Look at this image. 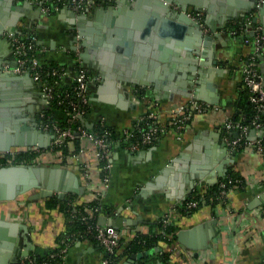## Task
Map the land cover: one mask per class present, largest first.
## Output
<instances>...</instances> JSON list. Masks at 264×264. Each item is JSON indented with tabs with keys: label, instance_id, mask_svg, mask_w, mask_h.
<instances>
[{
	"label": "crops",
	"instance_id": "1",
	"mask_svg": "<svg viewBox=\"0 0 264 264\" xmlns=\"http://www.w3.org/2000/svg\"><path fill=\"white\" fill-rule=\"evenodd\" d=\"M117 1L109 4L116 12ZM202 2L207 7H213L215 13L229 8V13L239 15V18L230 19L224 28H219L222 26L219 17L212 19L215 27L219 28L217 32L220 36L213 42L216 66L211 67L212 73L207 72L201 78L198 69L202 67L197 65L195 74L189 76L190 81L193 79V85L189 83L186 73V69L188 70L193 62L178 61L183 58L182 46L180 47L182 42L180 43L178 38L163 35L158 33V30L152 33L157 42H154V39L151 42L140 37L136 39L135 34L141 32L133 29L132 25H145L151 17V12L143 11V17L146 19L138 22L140 13L131 8H126V11L120 9L118 15L123 18V23L127 24L126 28H120L130 33L123 44V50L127 49L129 56L118 51L120 44L115 34L109 37L107 32L99 31L100 33L96 34V27L84 26L89 31L91 30L88 28L95 31L89 32L91 37L86 47L90 52L89 57L81 61V65L92 78L88 87L90 105L84 121L86 126L88 124L92 128L99 120H103L107 127L115 130L129 128L151 109L157 111L158 126L168 125L170 108L188 99H194L195 89H201L211 103L201 100L209 106L206 112L194 116L180 133L166 128L155 144L147 149L131 151L127 145L117 143L110 151L107 188L101 186L102 173L97 161V151L89 140L80 143L81 151L77 154L73 153L74 145L69 147L68 151L72 154L68 156L64 167L76 174L80 185L91 186L92 193L100 192V200L97 202L102 213L100 215V211L93 214L97 222L101 216L123 217L131 221L129 225L123 224L118 228L122 233V244L131 240L137 233H148L151 224L165 218L170 219V223L178 227L177 230L214 222L212 226H215L216 233L210 241V247L190 250L175 238L169 245L159 246L157 251L162 250L168 254L169 264H264V217L258 213L261 205L254 206L256 201L264 196V156L246 147L235 152L223 137V127L227 120L233 119L235 115L242 120L241 111L237 107L242 91L241 68L250 52L245 40L251 38L250 33L245 36H233L228 31L233 26L243 24L248 16H259V11L253 9L251 14L244 13L247 9L245 4L250 3V0ZM262 2L263 0H258L257 8ZM102 6L104 4L96 6L95 9ZM170 8L172 11H178L175 4H171ZM188 8L189 12H197L191 7ZM198 12H202L205 22L209 16L207 9L203 8ZM13 13L10 11L7 19ZM15 14L18 16L15 26L12 27L17 33L15 36L26 35L27 31H30L28 29H33V33L38 37V45L45 51L42 60L64 65L67 75L61 78V86L71 85L74 62L70 53L75 43L73 36L77 33L70 14L66 11L53 15H43L35 11ZM86 15H93L92 10ZM104 15V12L97 15V23L106 21ZM261 16L264 20V15ZM111 18L113 17L109 16L108 20ZM169 19L176 21L174 18ZM91 22L96 20L92 19ZM256 24L261 25L259 21ZM113 28L119 26L114 24ZM206 29H201L204 36L210 32ZM10 37L11 34L6 31L0 36V65L4 68L6 65L9 67V64L14 66ZM82 49L80 46V52ZM201 49L203 48H199L200 52ZM259 57L258 72L264 86V53ZM212 58V55L206 57L207 60ZM186 60H190V57ZM144 82L149 85H144ZM133 89H137L138 93L135 94ZM8 90L15 94V102H19L12 108L8 105V111L23 102L25 107L20 108L21 114L29 116L30 112H41L43 103L36 86L26 85L22 81H0V95ZM139 90L143 93L140 94ZM9 99H13V96ZM262 136L263 128L258 131L251 130L246 139L253 141ZM237 137L238 131L227 133L230 140ZM222 145L226 152L221 148ZM75 156H78V163L85 167L86 177L74 161ZM219 166H223L225 174L228 171L236 173L242 179L243 188H235L232 193L227 194L224 203L216 205L213 209L205 205L192 214L180 215V204L192 191L197 188L203 191L208 186L196 180L193 189L188 188V180L185 177L191 173L190 169L207 168L206 176L210 177L212 173L216 175ZM164 170L167 172L161 173ZM157 177L162 178L161 181L147 189L148 183ZM86 191L87 189L81 196H76V203L86 204L94 201L91 196L93 194L88 195ZM32 194L33 192L24 194L11 202H0V219L21 226L15 230L16 241L11 258H20V253L26 250L29 251L28 256L41 257L46 251L58 246L57 239L65 231V216L57 210L46 208L43 199H30ZM121 251L119 250V253ZM104 255L102 248L95 241L75 240L67 250L64 264H101ZM2 257L0 254L1 259ZM137 259L136 256L133 260L130 257L128 260H121L120 264H136Z\"/></svg>",
	"mask_w": 264,
	"mask_h": 264
},
{
	"label": "water",
	"instance_id": "2",
	"mask_svg": "<svg viewBox=\"0 0 264 264\" xmlns=\"http://www.w3.org/2000/svg\"><path fill=\"white\" fill-rule=\"evenodd\" d=\"M258 0H250V3L245 4L247 8L244 13L251 14L253 9H258L259 16L253 17V23L256 24L258 21L264 28V20L262 16L264 15V0L260 7L257 8L256 3ZM117 12L114 11L112 5H104L99 9L92 8L93 15L79 14L75 15L69 13L73 23L76 26V33L80 39V46L83 48L79 53V59L85 61L89 57L90 52L86 48L90 42L89 37H91V31L96 34L102 32H107L108 37L115 34L117 40H119L118 51L129 56L130 53L127 49L123 50V44L125 40L129 37L130 33L126 29L120 27H127V24L123 23V18L118 14L120 9L131 8L135 12L140 13L138 15V22L145 20L143 17V11L151 12V17L149 18L145 25L142 23H134L132 25L133 29L139 30L141 33H137L136 39L147 40L151 42H157V38L153 37L152 33L155 31L163 35H171L178 38L180 41V47L182 49V57L178 59L181 63H190L189 71L186 69L187 78L189 83L193 85L190 81L191 77L195 74L197 70V65L202 67L198 69V75L203 78L207 72H213L211 67L216 66V61L214 60V39L220 38L218 34L219 28H224L225 23L230 19H237L239 15L230 14L229 8L219 10V13H215L213 7L205 6L202 0H118L117 1ZM171 4H175L178 7V11H172L170 8ZM188 7H191L194 11H201V9L206 8L208 17L205 19L204 25L210 30L209 34L204 36L202 34L201 27L199 23L191 19L188 15ZM12 11V16L7 19L8 13ZM37 12L34 10L33 5L28 2H23L21 4H16L14 0H0V36L6 31L14 37L17 33L12 30L15 26V21H17L18 16L16 13L24 12ZM126 11V10H125ZM104 12V17L106 21L102 24L97 23L99 20L98 14ZM21 16V15H19ZM112 16L111 20L108 17ZM219 17L221 27L217 28L212 23V19ZM169 18H174L176 21L172 22ZM96 20V22H91V20ZM108 22V23H107ZM160 22V23H159ZM159 23V24H158ZM114 24L119 26V28H113ZM85 25L91 27L92 25L97 28L95 31L92 28H88L91 31L85 29ZM100 31V32H99ZM90 32V33H89ZM250 35H252L250 33ZM140 37V38H138ZM202 47L201 52L199 48ZM210 48V49H209ZM136 51L134 52V54ZM193 54V58H192ZM212 55L213 58L207 60L206 57ZM190 57V60H186ZM120 59V57H118ZM199 58V59H198ZM206 61V62H204ZM206 67V69H205ZM13 66L9 64V70L0 65V81H22L26 85L36 84L30 78L28 74L22 76L14 73L12 71ZM185 77V75H184ZM142 83V82H141ZM198 83V82H197ZM144 85H149L144 82ZM36 88H38L36 86ZM13 96V99H9ZM15 94L12 91H7L5 94L0 95V153H7L12 148L24 147L27 149L37 148L46 149L49 148L51 142L55 138V134L52 131H44L40 128L39 121L37 119L38 113H29V116L21 114L20 108H13L9 111L7 106H16L19 102H15ZM16 97V96H15ZM193 98L196 100H202L205 102H210L209 98L204 95L202 90L195 89L193 92ZM43 103L40 111L47 110L48 107L45 106L44 100H40ZM10 103V104H9ZM87 128H91L87 124ZM254 131V130H252ZM224 152L226 148L224 145L221 147ZM172 164V163H171ZM175 164V161H174ZM171 166L168 168L170 169ZM201 168V167H200ZM199 170L197 168H191L188 177V188L193 189L196 180L204 182L208 186H213L218 179H221L225 175V169L223 166H219L215 173H212L210 177L206 176V169L203 167ZM167 170L161 173L165 174ZM162 178H155L153 181L149 182L147 189H150L161 181ZM33 192L30 199H46L52 196L57 198H64L67 194H73L76 196H81L84 192V187L79 184L78 177L76 174L69 170L68 168L62 167L57 164L52 165H42V164H4L0 166V202H11L16 200L19 196ZM261 200L256 201V205H262L264 203V196H261ZM100 226H110L113 228H120L123 224L129 225L130 220L123 217L108 218L101 216L98 218L97 222ZM213 223L198 225L190 229H179L175 233L176 240L184 247L190 250H202L210 247V241L216 233L215 226ZM16 223L8 222L6 220L0 219V254L3 256L0 258V264H10L15 263L17 258L13 256L11 258V251L14 249L15 243V230L19 229ZM29 255V251L26 250L20 253V257L24 258ZM131 259H135V256H131ZM123 264H131L129 262H124Z\"/></svg>",
	"mask_w": 264,
	"mask_h": 264
},
{
	"label": "built area",
	"instance_id": "3",
	"mask_svg": "<svg viewBox=\"0 0 264 264\" xmlns=\"http://www.w3.org/2000/svg\"><path fill=\"white\" fill-rule=\"evenodd\" d=\"M17 4H21L23 2H28L35 6L41 14L43 15H51V10L53 12H70L75 15L86 14L101 4L109 5L115 2L116 0H14ZM53 2H57V4L53 5ZM49 4H52L50 7ZM189 17L199 23L202 30H207L205 28L203 22V14L202 12H189ZM229 34L235 36L237 32L242 33H251L252 41V53L253 56H250L248 59V63L242 66L241 75H242V83L249 93V101L253 104L257 112L264 113V86L262 84V77L257 71L256 61L254 59L255 55H260L264 53V28L259 24L253 23V16H248L244 23L239 25L237 28H230ZM20 36H14L11 38V46L13 49V59L14 66L12 71L18 75L28 74L33 82L39 89L40 97L46 103L45 106L50 108V104L55 100L56 103L60 106H65V111L68 116V123L74 122L75 120H80L82 122L85 121V117L88 114V109L90 105L89 91L88 87L92 81V78L88 74V72L81 65V60L79 59L80 53V39L77 34L73 36L75 43L72 48L73 62L77 65L76 70L74 71V76L72 78L71 88L73 91L72 96L66 91L63 94L55 95V86L59 82L56 81L55 85H50L45 82L42 78L43 68L41 63L39 62L40 53L44 52V49L37 48L35 42L36 39L32 37L31 41L25 43L21 40ZM34 52V55L30 57H26L28 52ZM28 63V64H27ZM9 70V67L6 65L5 67ZM52 76H56L58 78H63L67 75L66 69H54L50 70L48 73ZM60 87V86H59ZM133 92L138 93L137 89H133ZM156 107V104H155ZM47 109V110H48ZM209 109V106L199 100L191 99L187 100L183 103L174 105L170 108V118L168 125L158 126L156 124L157 120V111L155 109H151L147 114L141 116L137 121L129 128H123L116 130V134L119 137V140L122 144L127 145V147L131 151H137L141 149H147L155 144V142L159 139L162 133L166 130V128H171L177 133H180L185 129L187 124L193 119L194 116L202 114ZM46 111V110H44ZM43 112V111H42ZM40 112L38 117L42 118L43 114ZM39 121L40 128L44 131H52L55 134V138L51 142L49 148L46 149H37L31 148L27 149L24 147L12 148L7 153H0V159L6 155H9V160L6 164H13L14 159L19 154H26V160L29 159L33 163L29 164H42V165H52L57 164L62 160L61 156L54 152L55 148H59L66 144L67 149L74 145L75 140H79L80 143L84 140H89L94 148L97 151V161L105 162L104 166L100 167V172L102 173V188H107L108 184V170L110 168L109 157L111 151V144H113L111 137L112 132L106 129V125L103 120H99L97 124H99L100 128H104L102 134H96L94 132H89L85 128L77 127L76 129L71 128H60L59 125L55 123L43 122ZM89 129V128H88ZM106 129V130H105ZM224 141L231 148V150L235 151L238 147L244 146L246 148L251 149L253 152L257 154H261L264 156V145H262L260 137L254 139L253 141L247 140V136L251 130L258 131L262 129L261 122L258 121V115H255L253 120L250 123V126L243 124L241 121H232L227 120L224 124ZM238 131L239 137L234 140H230L227 138V133ZM117 144V143H116ZM119 144V141H118ZM81 151V149H80ZM48 153L52 156V159L49 161H42L35 158V156H43ZM79 153V152H78ZM35 154V155H33ZM58 157V160L57 157ZM77 157V158H76ZM74 161L76 162L79 169H81V173L84 177H86L87 173L85 167L80 163H78V156H75ZM27 162V161H24ZM25 164V163H21ZM4 165L0 163V166ZM225 184L219 183L218 188L220 189V197L225 202L226 196L228 193H232L234 188H229L227 192H225ZM84 187V186H83ZM86 187V186H85ZM84 187V192L87 189V194L91 195L94 201L100 200V192L93 191L92 187ZM204 191V190H203ZM201 191V192H203ZM74 203V204H73ZM71 205L73 206L71 216L73 218L77 217L82 223L88 225L89 232L91 233V238L102 248L105 253L104 257L101 260V264H109V257L117 254V250L122 242V233L120 229H116L110 226H100L97 222L93 223L90 220L94 219L95 216L93 214L102 213L101 206H96L93 208H85L83 212H80L76 209V202L74 201ZM197 207V202L194 200L187 201L185 200L180 204V208L183 210H190ZM258 213L264 217V207L261 205L258 208ZM163 225L171 224L170 219L165 218L162 220ZM136 236V234L134 235ZM75 241V240H73ZM71 241H62V246L58 251L49 252L46 254L45 259L42 261H38L31 256H27L24 258H17L15 263L10 264H64L66 259L67 250L69 249Z\"/></svg>",
	"mask_w": 264,
	"mask_h": 264
},
{
	"label": "trees",
	"instance_id": "4",
	"mask_svg": "<svg viewBox=\"0 0 264 264\" xmlns=\"http://www.w3.org/2000/svg\"><path fill=\"white\" fill-rule=\"evenodd\" d=\"M55 4H57V2H53V5ZM49 6L51 7L52 4H49ZM51 13H52L51 15L56 14V12H53L52 10H51ZM238 26L239 25L233 26V27L237 28ZM239 33L240 32H237V35H240ZM241 35L245 36V35H248V33H242ZM32 37H36L38 39V37L35 34H32V35L26 34L24 37L23 36L21 37V40L24 41L25 43H28L31 41ZM245 41L247 42L246 45L249 47L250 52L244 60V63H243L244 65L248 63V59L250 58V56L254 55L252 53V45H251L252 37L251 38L248 37L247 40ZM35 44L37 45L36 47L38 49L41 48L38 45L37 41L35 42ZM33 53L34 52L29 51L26 57H30L31 55L35 54ZM70 56H71V59L73 60L74 58L73 55L70 54ZM38 58L43 68V72H42L43 80H45V82L49 83L50 85H55L56 81L59 82L60 87L58 86V84L55 86L56 91L54 94L55 95L63 94L66 91L67 93L70 94V96H72L73 91L70 85L66 87H62L60 78L48 74L50 73V70L52 68L66 69V67L56 62H46L42 60V55L39 56ZM259 58H260L259 55H255L254 57L256 61V65H257V71L259 70L258 69V64L260 62ZM76 68H77V65L74 64V71L76 70ZM139 92L140 94L143 93L140 90ZM56 100L57 99H55L50 104V108L48 110L42 112L43 114L42 118L37 116L38 120H41L43 122L55 123L59 125V127L62 129L64 128L76 129L77 127H82V128H85L89 132H94L96 134H102V132L104 131V128L103 129L100 128L99 124L97 123H95L91 129H88L86 125L84 124V122L80 120H75L74 122L68 123L67 122L68 116L65 111L66 109L65 106L58 105L56 103ZM237 107L241 111L242 120H240L238 115H235V117L231 119L232 121H241L243 124L250 126V123L255 117V115H258V121L261 122L262 128L264 129V113L257 112L253 104L249 101V93L243 83H242V91L240 93V100L238 102ZM87 112H89V109ZM86 118H87V115L85 119ZM106 129L112 132L111 137L109 138V140L112 139L113 141L112 142L113 144H111V149L116 145V143H118V141H119V144L120 143L122 144V142L119 140L118 135L116 134L115 129L109 128L107 126H106ZM259 139L261 140L262 145H264V136L260 137ZM243 148L244 146L238 147L235 150V152H239ZM80 149H81L80 141L75 140L73 153L77 154L80 151ZM54 152H56V154L60 155L62 158V160L58 162V165L62 167L66 166V160L68 156L72 154V153H69L66 147V144H64L63 146L59 148H55ZM9 157H10L9 155L4 156L3 158L0 159V163L6 164L9 160ZM25 158H26V154L24 153L19 154L14 159L13 164L33 163L31 162V160L29 159L26 160ZM35 158L38 160H42V161H48V160L50 161L52 159V156L46 153L43 156H39V155L35 156ZM56 160H58V157ZM24 161H27V162H24ZM104 164L105 162L99 163L100 167L104 166ZM219 183H224L226 185L224 188L225 192H227L229 188H234V190L235 188L238 190L243 188L242 179L233 171H228L224 175V177L221 178L216 184H214L213 186H206V189L203 192H201L198 188L194 189L192 193L185 200V203L187 201L194 200L197 202V207L194 209L187 210V211L179 207L178 209L179 214L182 216L189 215L195 212L196 210H199L201 207L205 205L213 209L216 205L223 203V200L220 197V189L218 188ZM75 198H76V195L67 194L62 199L57 198L56 196L43 199L46 208H48L49 210H57L58 212L62 213L65 216V231L61 233L57 239L58 246L54 249H51L50 251H46V253L41 257H38V258L33 257L36 260L42 261L43 259H45V256L47 253L58 251L60 247L62 246L61 244L62 241H65V240L73 241V240H82V239L93 240L91 238V233L89 232L88 225L82 223L77 217L73 218L71 216L72 209H73V206L71 204L74 201L76 202ZM98 205L99 204L97 201H92L86 204L78 203V205H76V209H78L80 212H83L85 208H93ZM262 205L264 207V203ZM90 221L93 223L97 222L96 218L91 219ZM177 229L178 227L176 225H172V224L163 225L162 220H159L158 223L151 224L149 227L148 233L147 232L137 233L136 236H133V238L129 240L128 242H126L125 244L121 243V245L119 246V249L117 250V254L115 253L114 255L109 257V264H120L121 260L122 261L128 260L130 259L132 255H135L136 258H138L136 260V264H169L168 254L166 252H163L162 250L161 251H157V250L159 246L169 245L176 238L175 233ZM119 250H122L121 253H119Z\"/></svg>",
	"mask_w": 264,
	"mask_h": 264
},
{
	"label": "rangeland",
	"instance_id": "5",
	"mask_svg": "<svg viewBox=\"0 0 264 264\" xmlns=\"http://www.w3.org/2000/svg\"><path fill=\"white\" fill-rule=\"evenodd\" d=\"M33 8H34V10H38L35 6H33ZM38 11H39V10H38ZM39 12H40V11H39ZM28 30H30V31H27L28 34H30V35L35 34V33H33V32H34L33 29H28ZM22 36L24 37L25 35L22 34ZM34 39H36V41H37V38H36V37H34ZM44 53H45V51H44L43 53L38 54V55L41 56V55H44ZM57 165H58V163H57Z\"/></svg>",
	"mask_w": 264,
	"mask_h": 264
},
{
	"label": "flooded vegetation",
	"instance_id": "6",
	"mask_svg": "<svg viewBox=\"0 0 264 264\" xmlns=\"http://www.w3.org/2000/svg\"><path fill=\"white\" fill-rule=\"evenodd\" d=\"M19 100V99H18ZM20 100H21V98H20ZM21 102V101H20ZM25 106H24V103L23 102H21V104L20 105H18L17 106V108H21V109H23Z\"/></svg>",
	"mask_w": 264,
	"mask_h": 264
}]
</instances>
